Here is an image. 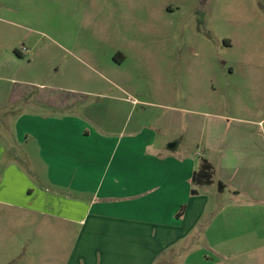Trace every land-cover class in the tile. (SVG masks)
I'll return each mask as SVG.
<instances>
[{
    "label": "crops",
    "instance_id": "crops-1",
    "mask_svg": "<svg viewBox=\"0 0 264 264\" xmlns=\"http://www.w3.org/2000/svg\"><path fill=\"white\" fill-rule=\"evenodd\" d=\"M100 98L78 111L19 110L24 152L0 139L2 215L20 217L23 230L32 220L40 244L64 245V264H264L263 120L180 107L174 96ZM203 159L215 174L196 184Z\"/></svg>",
    "mask_w": 264,
    "mask_h": 264
},
{
    "label": "rangeland",
    "instance_id": "rangeland-1",
    "mask_svg": "<svg viewBox=\"0 0 264 264\" xmlns=\"http://www.w3.org/2000/svg\"><path fill=\"white\" fill-rule=\"evenodd\" d=\"M108 94L174 96L180 107L241 116L249 109L264 128V0H0V139L13 155L24 152L21 108L66 112L54 105L68 102L78 111ZM200 95L216 106L196 105ZM15 217L0 211V224H11L0 226V264H64V245L49 236L40 244L33 221L23 230Z\"/></svg>",
    "mask_w": 264,
    "mask_h": 264
},
{
    "label": "trees",
    "instance_id": "trees-1",
    "mask_svg": "<svg viewBox=\"0 0 264 264\" xmlns=\"http://www.w3.org/2000/svg\"><path fill=\"white\" fill-rule=\"evenodd\" d=\"M17 53L19 54L18 50ZM214 174V166L207 159H203L199 170L194 174V182L196 184H209L212 182Z\"/></svg>",
    "mask_w": 264,
    "mask_h": 264
},
{
    "label": "built area",
    "instance_id": "built-area-1",
    "mask_svg": "<svg viewBox=\"0 0 264 264\" xmlns=\"http://www.w3.org/2000/svg\"><path fill=\"white\" fill-rule=\"evenodd\" d=\"M25 50H27V49L25 48Z\"/></svg>",
    "mask_w": 264,
    "mask_h": 264
}]
</instances>
